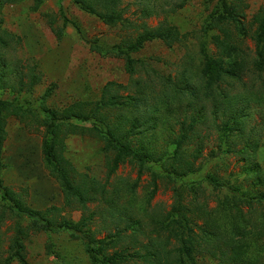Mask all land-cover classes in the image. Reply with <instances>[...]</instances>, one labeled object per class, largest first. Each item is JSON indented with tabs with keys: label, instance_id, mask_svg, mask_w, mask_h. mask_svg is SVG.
<instances>
[{
	"label": "rangeland",
	"instance_id": "374dc122",
	"mask_svg": "<svg viewBox=\"0 0 264 264\" xmlns=\"http://www.w3.org/2000/svg\"><path fill=\"white\" fill-rule=\"evenodd\" d=\"M236 2L247 34L227 55L206 27L216 0H183L175 12L169 11L174 3L167 0H120L123 25L85 13L73 0H42L36 8L32 0L3 3L0 99L14 101L31 113L24 118L6 116L0 150L2 185L31 209L55 206L56 215L66 221L92 214L90 233L95 239L114 234L107 239L114 246L105 244L108 254L128 243L131 253L144 254L148 247L143 245L151 238L158 251L154 259L164 258L161 252L165 255L180 239L190 238L201 252L196 253L195 264H218L228 260L225 236L234 228L243 252L237 264L246 260L264 264V39L258 37L253 20L264 0ZM145 10L151 14L144 15ZM62 13L70 20L65 26ZM161 23L176 28L179 40L171 46L160 39L146 42L132 53L141 60L132 74L122 57L90 47L92 42L104 48L126 47L144 27ZM212 59L222 69L208 86L206 81L217 73L206 70ZM115 95L123 103L119 109L115 104L109 112L91 114L93 102ZM69 107L83 112L87 122L71 118L51 139L77 173L99 182L91 190L92 197L103 200L99 204L82 206L71 198L64 202L60 185L44 165L46 126L35 121L44 118L45 108L62 112ZM71 124L102 127L101 133L110 126L117 137L130 140L134 151L147 156L151 170H161L153 195L150 171L138 177L129 162L107 179L113 152L95 134L80 133ZM132 124L142 133L129 135ZM228 124L233 131L229 139L220 140ZM182 133L187 134L182 155L163 160L164 155H176V140ZM225 150L229 152L223 154ZM180 160L192 161L197 171L172 182L163 176L166 166ZM173 185L181 191L177 197ZM231 188L246 194L251 203L228 198ZM172 219L180 220L181 237H170L168 244L169 233L163 227ZM18 223L25 230L22 241L29 264H92L80 240L64 230H37L28 219L17 221L6 206H0V264H18L10 258ZM120 263L145 264L139 256Z\"/></svg>",
	"mask_w": 264,
	"mask_h": 264
},
{
	"label": "trees",
	"instance_id": "16d2710c",
	"mask_svg": "<svg viewBox=\"0 0 264 264\" xmlns=\"http://www.w3.org/2000/svg\"><path fill=\"white\" fill-rule=\"evenodd\" d=\"M23 0H0V8L3 3H15ZM34 1L35 8L42 2V0H32ZM120 0H73V2L85 13L92 14L96 16L101 21H104L109 24H121L123 25L126 22V19L122 17V11L118 8V2ZM237 0H216L214 8L208 15V20L206 23L207 29L212 31L213 38L215 39L218 48L222 54H229L233 49H236V45L239 39L247 34L246 30V20L243 19L241 15L242 9L239 8V5L236 2ZM167 2H173L169 11L175 12L177 8H180L183 5V0H167ZM144 10V9H143ZM241 10V11H240ZM144 15H150V10L143 11ZM63 17V26L67 24L70 20L62 13ZM241 17V18H240ZM253 20L257 24V35L264 39V5L256 12ZM256 35V34H255ZM160 39L162 42L171 46L174 42L179 40L178 31L171 25L166 23H161L155 27H144L143 30L137 34L133 41L129 42L126 47L117 44L111 48H104L98 43L92 42L90 47L95 51L100 53H108L118 57H122L125 64V69L130 74L136 71V63H141V60L134 59L132 53L138 52L146 42ZM216 60H210L206 62V70L208 73L217 72L214 76H210L211 80L206 81L208 86H211L213 79H218L220 76V71L222 65ZM111 85L108 84L103 88V91L108 92V88ZM103 94V96L105 95ZM111 100L105 101L101 98L97 102H93L91 114H98L102 110L106 109L108 112L113 107L117 105L118 109L123 103L117 102L118 96L110 97ZM77 106V105H75ZM45 116L41 120H36L35 123L43 124L46 126V138L42 142V153L44 157L45 168L48 169L49 175L55 178V180L60 185L61 191L63 193L64 202L71 201L73 199L75 203H78L82 206H86L88 202H98L101 203L103 200L101 198L92 197L91 190L94 189L95 185L99 182L89 180L87 175L82 173H77L76 170L72 167L71 163L68 162L63 156V150H57L56 141L51 139V135L56 134L60 131V127L65 125L67 120L74 118L81 122H87L88 117L84 115L83 112L73 111V107L64 108L62 112H58L55 109L45 108ZM27 113H31L29 109H24L22 106L18 105L14 101H8L0 99V150H2L3 141L5 139V130L4 123L6 116L9 114L19 116L24 118ZM61 117V122H56V118ZM50 121H47V119ZM75 125V126H74ZM71 124L75 129H79L80 133H83L84 130L88 131L91 134H95L104 142V147L113 152L112 157L107 161V172L106 178L109 179L117 170V168L123 164L129 162L137 168V176H141L143 173L150 171L153 183L152 195L156 190V179L157 177L162 176L158 170H151V168L146 164L147 156L141 154L139 151H134L130 144V140H127L125 137H117L114 133V128L106 126L107 130L105 132L97 130V127L92 125L90 128L78 126L76 124ZM132 128L129 129V135L132 133H142L141 131H135ZM233 125L228 124L225 126L222 136L219 138L229 139L231 132L233 131ZM187 137L186 133H182L176 140V145L174 151L176 155L172 154L170 156L164 155L163 160L166 158H173L176 156H181V145L184 139ZM126 141V142H125ZM229 151H223V154H227ZM175 160L173 159V162ZM182 162V160H180ZM166 174L163 176L168 177L172 182L181 180L183 177L191 173H195L197 169L194 166L192 161L182 162L179 164L170 163L166 166ZM210 179V178H208ZM212 180V179H210ZM213 181V180H212ZM109 184V182L107 183ZM173 193L177 197L180 195V190L173 185ZM228 192V191H227ZM228 198L236 200V202L247 203L251 200L246 194H243L239 189L231 188L229 190ZM0 199L3 201V204L0 206H6L10 211L13 212V215L16 216L17 221L24 219L30 220L35 229L56 232L64 230L68 233L71 238L80 240L86 254L88 255L90 262L92 264H121L120 261H129L132 258L137 256L140 257L143 263L145 264H195L196 253H199L198 247L193 245V240L190 238L180 239L179 245L175 248L169 249L166 251L165 256L156 257L154 256L158 253L155 248V244L151 242L149 238V243L143 245L144 254H138L136 251H131V244L125 246L116 247L113 251L108 254L106 253L105 244L111 243L113 245L114 241H108L111 239L114 234L109 233L101 239H95V235L90 233V223L92 219V214H88L86 217L82 218L76 222H70L59 218L56 215V207L49 206L43 210H34L23 204L19 199L18 195L7 186H3L0 180ZM179 200V199H177ZM104 203H106L104 201ZM178 210L182 206L178 203ZM170 223V224H169ZM182 226L180 220L172 219L170 222L164 225V230L169 233L167 236L166 242L169 244L170 237L178 239L180 236V228ZM14 237L11 240L10 258L16 259L18 264H29L26 260L24 254V245L22 241V234L25 232L23 228L18 223ZM264 233V232H263ZM235 229H232V232L225 236L226 247L229 248L230 255H227L228 260H219L218 264H237L242 261V246L240 245L239 239L235 238ZM236 237H238L236 235ZM239 243V244H238ZM202 251V250H201ZM131 254H129V253ZM227 252V250H226ZM201 253V252H200ZM214 255V254H213ZM215 257V256H213ZM154 259V260H153ZM242 264H248L247 260ZM252 264V262H251Z\"/></svg>",
	"mask_w": 264,
	"mask_h": 264
}]
</instances>
